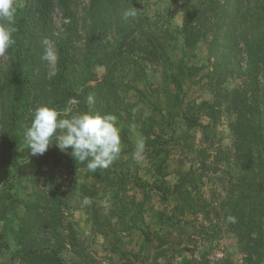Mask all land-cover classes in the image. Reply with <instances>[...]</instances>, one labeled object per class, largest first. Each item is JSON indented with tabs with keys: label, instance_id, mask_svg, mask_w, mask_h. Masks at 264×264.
Returning <instances> with one entry per match:
<instances>
[{
	"label": "rangeland",
	"instance_id": "rangeland-1",
	"mask_svg": "<svg viewBox=\"0 0 264 264\" xmlns=\"http://www.w3.org/2000/svg\"><path fill=\"white\" fill-rule=\"evenodd\" d=\"M23 2L15 0L17 7ZM181 2L113 0L98 26L100 49L106 52H100L101 64L92 68L90 76L84 75L81 41L73 50L68 87L75 97L63 108H54L60 118L84 112L114 115L122 151L108 169H102L111 175L110 183L88 170L86 163L76 166L71 148L62 152L56 175L64 223L71 226L77 250L84 257L78 258L69 249L61 255L66 262L186 264L193 259L201 264H244L227 217L235 207L239 168L245 159L242 152L238 158L232 125L243 116L245 103L235 95L226 98L215 137H204L201 129L210 120L200 106L215 101L213 91H218L212 79L210 39L185 48ZM89 3L76 0V11L82 17ZM132 8L137 10L135 18L123 19L124 11ZM117 21H125L132 39V48L121 53L114 50ZM146 34L165 48L168 61L156 62L136 52ZM232 54L234 64L243 67L239 49ZM7 67L8 58L1 56L0 70ZM53 68L54 61H50L51 72ZM49 79L46 72L43 82L39 80L16 105L10 94L0 96V264L17 263L19 247L13 233L22 213L19 207L2 209L3 204L9 205V195L18 201L33 200V163L38 159L45 163L49 154L50 147L42 156H32L24 138L33 110L42 105L52 108L47 104ZM236 88L242 91L244 85L229 79L221 90L225 94ZM89 95L95 98L93 105L87 103ZM186 119L196 121L198 127L190 129ZM140 137L146 145L143 161L133 156ZM164 191L168 195L162 196ZM84 197L89 204H83Z\"/></svg>",
	"mask_w": 264,
	"mask_h": 264
},
{
	"label": "trees",
	"instance_id": "trees-1",
	"mask_svg": "<svg viewBox=\"0 0 264 264\" xmlns=\"http://www.w3.org/2000/svg\"><path fill=\"white\" fill-rule=\"evenodd\" d=\"M112 2L90 0L82 17L76 11V0H24L10 25L15 43L4 55L9 67L0 70V96L10 94L16 105L25 100L29 90L35 89L39 80L43 82L45 73L49 72L50 102L47 104L52 108L66 106L75 97L68 87L73 50L81 41L84 75L90 76L92 68L101 64L100 52H106L100 49L98 26L105 20L103 13ZM179 11L186 49L210 39L208 52L213 60L212 79L216 85L213 86L218 91H213L215 101L200 106L210 120L201 129L204 137H215L220 107L223 101L227 102L226 98L235 95L245 103L243 116L232 125L234 139L238 142V158L242 152L245 159L239 168L235 207L230 212L236 223L231 226L244 256L243 263L264 264V0H182ZM118 23L114 26V50L121 53L132 48V39L125 21ZM137 47L136 52L151 60L168 61L165 48L155 45L149 34L145 35L143 45ZM46 48L53 50L56 56L53 72L50 61L42 58ZM236 49L241 53V68L234 64L236 59L232 53ZM229 79L239 80L244 89L236 88L224 94L221 89ZM238 104L234 101V105ZM238 112L240 118V108ZM186 125L190 129L198 127L191 119H186ZM61 156L62 152L53 144L45 163L40 159L33 163L32 201H18L9 195L6 198L9 205L3 204L2 209L8 206L22 210L18 228L13 233L19 247L16 264H72L61 257L69 249L78 258H84L77 250L71 226L64 223L63 196L56 175ZM74 162L76 166L82 164L78 160ZM94 173L102 181L111 182L107 171L98 169ZM176 192L180 191L176 189ZM165 195L168 194L164 191L162 196ZM64 232L68 233L67 237ZM186 264L201 262L192 259Z\"/></svg>",
	"mask_w": 264,
	"mask_h": 264
},
{
	"label": "clouds",
	"instance_id": "clouds-1",
	"mask_svg": "<svg viewBox=\"0 0 264 264\" xmlns=\"http://www.w3.org/2000/svg\"><path fill=\"white\" fill-rule=\"evenodd\" d=\"M16 9L15 0H0V56H4L15 43L10 25ZM136 14L135 8L126 10L123 19L135 18ZM42 58L54 61L56 56L53 50L46 48ZM87 103H95L93 95L87 97ZM60 117V112L48 106L42 105L33 110L30 126L24 132L32 156H42L53 144L61 152L71 148V157L86 163V168L92 172L108 169L119 158L122 151L121 137L114 115L84 112L74 114L71 118ZM145 149V140L140 137L135 145L134 158L143 161ZM89 203V198L84 197L83 204ZM227 221L234 224L236 218L229 215Z\"/></svg>",
	"mask_w": 264,
	"mask_h": 264
}]
</instances>
